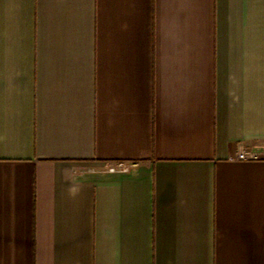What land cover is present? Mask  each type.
Returning <instances> with one entry per match:
<instances>
[{
  "label": "crops",
  "instance_id": "crops-1",
  "mask_svg": "<svg viewBox=\"0 0 264 264\" xmlns=\"http://www.w3.org/2000/svg\"><path fill=\"white\" fill-rule=\"evenodd\" d=\"M0 264H264V0H0Z\"/></svg>",
  "mask_w": 264,
  "mask_h": 264
},
{
  "label": "built area",
  "instance_id": "built-area-1",
  "mask_svg": "<svg viewBox=\"0 0 264 264\" xmlns=\"http://www.w3.org/2000/svg\"><path fill=\"white\" fill-rule=\"evenodd\" d=\"M255 156L253 155H248L247 153H241L238 157L239 160H247V159H254ZM132 164H127V163H120L117 167L109 169L110 172L112 173H117V172H129Z\"/></svg>",
  "mask_w": 264,
  "mask_h": 264
}]
</instances>
